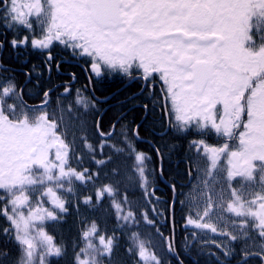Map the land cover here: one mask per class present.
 <instances>
[{
	"label": "snow or ice",
	"instance_id": "1",
	"mask_svg": "<svg viewBox=\"0 0 264 264\" xmlns=\"http://www.w3.org/2000/svg\"><path fill=\"white\" fill-rule=\"evenodd\" d=\"M0 28V50L7 43L46 51L51 73L61 67L52 52L58 46L64 60L83 61L88 79L74 96L71 83L53 85L30 105L0 64V216L7 222L0 234L17 246L15 256L0 249V264H113L122 241L135 264H172L169 255L184 264L176 251L177 204L188 209L185 249H197L191 264H230L237 241L243 242L237 264L250 258L264 264V0H0ZM25 75L31 83L32 74ZM70 76L74 83L76 74ZM117 78L138 85L121 104L138 96L148 101L138 105L142 121L160 112L158 135L193 137L185 156L189 191L169 184V201L156 196L149 175L157 169L147 167L152 157L137 148L142 123L130 128L122 108L103 130L111 109L99 105L111 97L101 99L91 85ZM165 147L171 154L177 145ZM153 151L163 178L166 153L155 145ZM102 171L109 183L97 186ZM133 185L142 193L137 199L129 198ZM105 196L106 219L115 220L111 231L81 213V206L101 211ZM70 207L77 234L58 242L47 226L66 223ZM142 227L155 230L159 254L150 250L151 239L141 238ZM212 247L217 252H205Z\"/></svg>",
	"mask_w": 264,
	"mask_h": 264
},
{
	"label": "flooded vegetation",
	"instance_id": "2",
	"mask_svg": "<svg viewBox=\"0 0 264 264\" xmlns=\"http://www.w3.org/2000/svg\"><path fill=\"white\" fill-rule=\"evenodd\" d=\"M4 31L3 28H0V33ZM27 33L24 31H20V35H26ZM13 38V32L9 31L7 35V39L11 40ZM0 39H4L3 36H0ZM53 55L56 57V61L61 62L60 70L57 71L55 67H53L51 73L46 70L44 65V59L47 55L46 51H41L37 49H32L30 44L28 47H20L19 49H12L10 45L7 43L5 47L0 50V64H3L4 67L10 69L9 72H3V76H13L15 78V82L18 85V88L24 89V101L30 105L39 104L42 99V91L53 85H63L65 83H71L73 88V96L75 95V89L84 88L88 85V79L85 73L82 71L80 64H83V61L80 64H77L74 61H66L63 58L67 56V53L63 51L62 48L56 46L52 49ZM35 67V71H33V66ZM31 73V83H26L28 77L25 75L26 73ZM37 73H42V76H37ZM70 73H75L77 76V80L73 83L71 80ZM49 77H51L49 79ZM39 80L41 84V88H36L35 85ZM26 85V86H25ZM97 89L96 96L103 97L110 96L111 98L108 100L106 104L102 103L99 105L101 108H110L108 115L104 118L103 130L107 131L110 119L113 116V113L116 112L117 108H122L126 112L125 123L129 124L130 128H134L136 124H141L142 127L140 132L143 134L144 144H147L152 147L157 143L161 144L165 137H161L157 133L162 131V120L159 111L149 112L147 114V119L142 121V117L144 116L143 109L138 105L141 103H147L143 97H137L136 100H129L127 103L121 104L122 101L125 100V97H129L133 92L138 90V85H122L120 80L117 79H108L104 80L102 83H96L95 81L91 85ZM100 89H104L101 91ZM58 92H62L63 88H57ZM32 95H29V93ZM36 93H40V95L36 96ZM90 93H86L89 95ZM35 96V98H33ZM55 96V93H53ZM72 97H68V100H71ZM135 106V107H134ZM166 126V125H165ZM98 141V138H97ZM94 141V142H97ZM112 143H116V140L111 141ZM213 142L217 141L213 138ZM119 146V145H118ZM147 162V161H146ZM73 166H75L73 164ZM195 174V173H194ZM159 179L161 180V184L154 182V186H158L159 190L156 192V196L160 197L161 200L169 201L171 199L172 193L169 188V184L165 183L167 181L164 177L161 178L158 172ZM154 180V178H153ZM187 185L185 189L188 187V182H180L178 185V190L180 189V185ZM237 186V185H236ZM183 190V189H182ZM170 197V198H169ZM183 197L181 196L180 199ZM186 208L182 211L181 206L179 204L176 205L175 211V239H176V251L180 254V259L183 260L184 264H191L192 257L196 256L197 249L196 248H188L185 249L186 239L185 237L188 233L184 229V219L183 216L186 215ZM170 234V230L164 234L168 236ZM153 237H151L154 241L153 245H151V250L157 251L159 254V248L156 245L159 243V238L155 236V230L153 229ZM206 239H209L206 237ZM217 242L221 243L218 239ZM243 246L242 241H237L233 244V247L236 250V255L230 261V264H237V261L240 260L241 256V248ZM205 252H217V249L214 247L205 249ZM219 254V253H218ZM206 256L200 257L201 260L206 259ZM168 259L172 261V264H177V260L169 255ZM210 264H214V262H210ZM240 264H243V261H240ZM248 264H259V261L255 258H250L248 260Z\"/></svg>",
	"mask_w": 264,
	"mask_h": 264
},
{
	"label": "trees",
	"instance_id": "3",
	"mask_svg": "<svg viewBox=\"0 0 264 264\" xmlns=\"http://www.w3.org/2000/svg\"><path fill=\"white\" fill-rule=\"evenodd\" d=\"M142 135L143 133L140 132ZM192 136H174L173 134H169L165 137V140L159 144H156V147H161L163 152L166 153L165 159L163 161V167H164V175L163 177L168 181L170 184H176L177 188L180 182H186L188 179L187 175V166L185 163V156L189 154V149H188V140L192 139ZM200 138V137H196ZM208 143H214L213 138H207ZM176 144L177 147L174 152L171 154H167L168 150L167 147H165V144ZM137 148L143 152H145L147 155L151 156L152 159L150 162H146V165L149 169L156 168L157 173L153 177L154 182L161 184V180L159 179L158 176V167H159V161L156 157L155 152L153 151V148L147 144L137 142ZM79 150V149H78ZM195 149L192 150V154H194ZM105 154L106 155H111V151L109 149H105ZM101 158V157H97ZM129 165L133 163V161H128L127 162ZM75 165V164H74ZM76 166V165H75ZM85 167H89L92 171H97L96 167L94 165H90L88 163H85ZM114 165H109L108 168L113 167ZM108 169H104V171H107ZM102 183H109L108 180H105L103 178V171L101 172V179L96 182L97 186H99ZM134 187L137 188V191L135 194L129 192V198L130 199H137L139 198L142 193L139 192L138 190V185H133ZM91 190V186H89V189H80L81 195H86L89 194V191ZM186 189L184 188L183 191ZM124 192V188L121 187V193ZM183 197V196H182ZM170 198V197H169ZM183 199V198H182ZM109 198L105 196L103 200V204L101 207V211L92 213V212H87V210L81 206V213L82 214H87L91 218L97 219V222L100 224L101 231L107 227L109 231L113 227H115V220L114 218H107L106 219V213L104 209L107 208V205L109 204ZM159 207H166V205H159ZM69 211L71 215H67L65 217V220L67 221L66 223H61V224H49L47 226V231H49L50 234L56 236L57 241L61 239L63 236L64 238H67L69 236H75L77 234V221L78 217L73 208H69ZM188 212V209L186 208V213ZM176 218V215H175ZM176 223V221H175ZM7 226V222L4 219L3 216H0V229L3 227ZM169 228L165 227L162 229L164 234L167 232ZM137 229H133V231H136ZM149 230V234H153V229L152 228H141L139 231H141V237L146 236V232ZM148 234V235H149ZM154 235H150V237H153ZM129 245L125 244L123 241L121 242V247L116 250V252L113 255V264H135V257L134 256H129L126 252V247ZM7 248L12 256H15L17 254V246L14 242L12 243H6L5 238L3 237L2 234H0V249ZM151 248V246H150ZM60 264H64V261L61 260Z\"/></svg>",
	"mask_w": 264,
	"mask_h": 264
},
{
	"label": "rangeland",
	"instance_id": "4",
	"mask_svg": "<svg viewBox=\"0 0 264 264\" xmlns=\"http://www.w3.org/2000/svg\"><path fill=\"white\" fill-rule=\"evenodd\" d=\"M205 165H204V163L203 162H201V167H204ZM195 175V174H194ZM149 180H153V176L152 175H149ZM238 186V185H237ZM191 188V184H189L188 185V187H187V189L185 190V192H187V191H189V189ZM183 199H184V197H183ZM109 201V200H108ZM45 206H48V205H45ZM230 230V229H229ZM149 230L146 232V236H144V237H141L142 239H145V240H148V239H151L152 240V245H153V243H154V241H153V239L150 237V235H148L149 233ZM151 235H153L152 233H151ZM207 238H210V237H207ZM221 241V243L223 242L222 240H220ZM150 250H151V248H150Z\"/></svg>",
	"mask_w": 264,
	"mask_h": 264
},
{
	"label": "water",
	"instance_id": "5",
	"mask_svg": "<svg viewBox=\"0 0 264 264\" xmlns=\"http://www.w3.org/2000/svg\"><path fill=\"white\" fill-rule=\"evenodd\" d=\"M153 146V145H152ZM189 180V179H188ZM156 187V186H155Z\"/></svg>",
	"mask_w": 264,
	"mask_h": 264
}]
</instances>
